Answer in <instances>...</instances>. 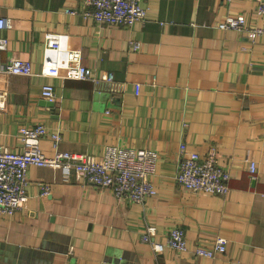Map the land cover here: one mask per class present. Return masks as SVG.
<instances>
[{
	"label": "crops",
	"instance_id": "0c3cea01",
	"mask_svg": "<svg viewBox=\"0 0 264 264\" xmlns=\"http://www.w3.org/2000/svg\"><path fill=\"white\" fill-rule=\"evenodd\" d=\"M146 17L129 26L96 23L81 14L85 0H0V30L8 47L0 64L29 60L31 75L0 71V145L22 150L19 128L43 123L61 135L43 151L98 156L104 145L154 149L157 192L143 202L117 198L109 189L65 177L60 167L29 166L28 198L0 214V264H196L193 249L216 235L226 249L208 264H264V34L251 39L221 29L226 15L256 17L255 0H142ZM65 9L79 12L67 13ZM51 34L80 50L92 78L38 75ZM132 41H139L134 50ZM113 73L111 81L107 74ZM54 87V105L40 94ZM140 84L135 94V84ZM205 155L210 148L230 173L225 196L192 192L175 181L179 149ZM256 161V177L248 171ZM50 193L40 195V184ZM165 242L183 228L189 246L154 253L140 240L147 226Z\"/></svg>",
	"mask_w": 264,
	"mask_h": 264
},
{
	"label": "built area",
	"instance_id": "2783aa9c",
	"mask_svg": "<svg viewBox=\"0 0 264 264\" xmlns=\"http://www.w3.org/2000/svg\"><path fill=\"white\" fill-rule=\"evenodd\" d=\"M227 3L232 0H224ZM256 6L253 14L256 17L264 16V0H255ZM142 0H85V7L81 14L96 23H109L129 26L142 22L146 17V8ZM67 13L74 14L76 9H65ZM11 23L0 17V30L10 28ZM221 29L237 30L245 33L251 39L264 34V25L253 21L243 13L226 15L218 23ZM44 49L51 52L41 65L38 75L87 79L92 78V70L83 65L80 59V50L64 46L60 35L51 34L44 43ZM134 50L139 49V41H132ZM8 47V38L0 35V50ZM0 71L31 75L32 64L29 60L10 59L0 64ZM113 73L107 74L111 81ZM140 84H135V94H138ZM40 94L44 99L53 101L54 87L49 83H42ZM6 95L0 91V109L4 107ZM22 150L15 152L8 147L0 145V214L10 215L25 206L28 193L29 180L27 170L29 166L60 167L65 177L74 175L76 179L92 183L102 189H109L117 198H126L135 202H143L156 194L155 184L149 177L157 171L159 154L154 149L131 148L114 144L104 145L98 156L77 153L68 150H55L47 155L39 142L44 136L50 137L53 147L60 140L58 131L46 127L43 123L19 128ZM180 159L175 173V181L185 189L192 192H201L212 195L225 196L228 193V169L218 162V153L215 149L205 155L196 151H187L184 147L179 149ZM248 171L252 179L256 177V161L248 159ZM40 184V195L50 193L49 183ZM155 227L147 226L140 234V240L148 242L154 253H159L165 246L173 250L186 252L189 250L184 230L176 225L169 229L165 242L153 239ZM226 249V239L216 235L209 245L198 244L192 253L195 258L206 261L223 253ZM196 264H208L207 262Z\"/></svg>",
	"mask_w": 264,
	"mask_h": 264
},
{
	"label": "water",
	"instance_id": "95a60500",
	"mask_svg": "<svg viewBox=\"0 0 264 264\" xmlns=\"http://www.w3.org/2000/svg\"><path fill=\"white\" fill-rule=\"evenodd\" d=\"M47 103L50 105V106H53L54 105V102L53 101H47Z\"/></svg>",
	"mask_w": 264,
	"mask_h": 264
}]
</instances>
